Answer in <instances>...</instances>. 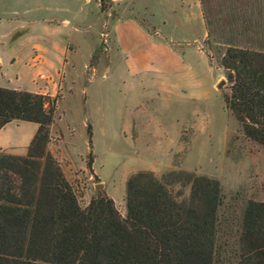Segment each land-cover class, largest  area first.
I'll return each mask as SVG.
<instances>
[{
    "label": "trees",
    "instance_id": "trees-1",
    "mask_svg": "<svg viewBox=\"0 0 264 264\" xmlns=\"http://www.w3.org/2000/svg\"><path fill=\"white\" fill-rule=\"evenodd\" d=\"M198 3L203 43L226 72L225 107L264 151V0ZM56 100L0 87V118L37 125L24 156L0 154V264H264V200L220 212L222 190L205 176L137 171L124 216L104 194L80 208L47 149ZM86 134L90 147L88 124Z\"/></svg>",
    "mask_w": 264,
    "mask_h": 264
},
{
    "label": "rangeland",
    "instance_id": "rangeland-1",
    "mask_svg": "<svg viewBox=\"0 0 264 264\" xmlns=\"http://www.w3.org/2000/svg\"><path fill=\"white\" fill-rule=\"evenodd\" d=\"M95 2L101 4V11L106 8L104 0ZM133 3L139 9L127 6L118 9L117 13L112 10V17L133 14L147 29L152 28V20L159 25L162 33L178 41L177 45L188 51L189 62L195 70L197 81L202 85V96L185 105H162L148 99L141 101L137 97L126 96L112 84L106 91L105 100L98 102L91 99L85 105L89 111L87 118L81 112L83 105L79 86L75 83L69 96L56 100L51 128L61 139V147L77 162V156L85 152L86 125L94 126L93 132L90 128V147H87L86 157L91 154V167L99 179L90 176L91 170L87 167L86 171L75 169L65 173L78 206L83 208L97 194L109 193L118 213L124 216V183L128 175L137 171L152 172L157 178L169 171H185L213 179L222 190L220 212H227L231 207L239 210L249 200L263 201V147L245 137L239 123L225 107L223 98L229 92L226 72L203 43L204 27L193 17L185 24L177 25L163 11L159 2L153 6L155 15L151 19V12L144 7L148 0H134ZM60 6L63 8L56 11L55 8ZM80 6L92 8L93 2L85 5L84 0H0V52L4 54L19 48L18 39L8 36L13 27L40 22V19L49 16L57 21V32L65 35L70 31L74 13ZM61 18L69 20L70 26H62ZM161 19L165 22L164 26L161 25ZM86 22L90 30L84 42L92 43L93 32H97L96 23L91 16ZM33 32L38 36L43 34V30L38 27ZM71 39L79 42V34L71 31ZM101 52L100 47L93 55L92 63L101 56ZM7 73L15 76L7 87L27 92L35 88L28 69L14 65L8 68ZM219 82L223 84L217 88ZM137 105L139 108L135 109ZM133 113L139 118L151 114L155 118L132 120L129 123L127 120ZM174 116H177L175 123ZM157 123H162L165 132H168L165 136L153 134L152 128ZM123 126L131 130L121 128ZM97 185L101 186L98 192L94 189ZM171 189L173 193H182L179 200L188 196V187L174 185Z\"/></svg>",
    "mask_w": 264,
    "mask_h": 264
},
{
    "label": "crops",
    "instance_id": "crops-1",
    "mask_svg": "<svg viewBox=\"0 0 264 264\" xmlns=\"http://www.w3.org/2000/svg\"><path fill=\"white\" fill-rule=\"evenodd\" d=\"M91 1L92 8L80 6L75 11L74 23L71 26L69 20L61 18L62 26H70V31L64 33L65 35L57 32L59 26L53 16L42 18L40 22H28L13 27L8 36L10 39H18L19 48L4 54L0 52V87L19 90L7 87L14 81L15 76L7 73L8 68L14 65H20L22 69L31 72L30 81L35 87L31 93L57 96V100H60L72 93L76 83L83 105L81 112L87 118L89 111L85 105L91 99L98 102L105 100L106 91L112 84L126 96L131 95L141 101L148 99L162 105H185L202 96V85L197 81L195 70L189 62L188 51L181 49V46L177 45L178 41L162 33L159 25L152 20V28L147 29L133 14L112 17V10L117 13L118 9L127 6L139 9L133 5L134 0H104L106 8L102 11L101 4L95 0H84V4L88 5ZM157 2L162 4L163 11L167 12L177 25L185 24L193 17L204 27L197 0H148L144 7L151 12V19L155 15L153 6ZM61 8L63 7H56L55 10ZM89 16L96 23L97 32H93L92 43H85V35L90 30L89 25H86ZM164 24L161 19V25ZM37 27L43 30L41 36L33 32ZM71 31L79 34V42L71 39ZM100 47L101 56L90 63ZM137 107L139 108V105L135 106V109ZM154 118L153 114L139 118L133 113L127 121L130 123L132 120L146 121ZM176 118L177 116L173 117L174 123ZM90 128L93 132L94 126L90 125ZM36 130L35 123L0 118V154L24 156ZM152 130L153 134L157 135L165 136L168 133L162 123L155 124ZM49 135L47 149L58 162L65 178V173L75 169L87 170V142L85 152L77 156L79 160L76 162L70 153L61 147V139L51 127ZM90 170L89 175L99 179L92 167ZM106 195L110 198L109 193Z\"/></svg>",
    "mask_w": 264,
    "mask_h": 264
},
{
    "label": "water",
    "instance_id": "water-1",
    "mask_svg": "<svg viewBox=\"0 0 264 264\" xmlns=\"http://www.w3.org/2000/svg\"><path fill=\"white\" fill-rule=\"evenodd\" d=\"M99 1H102V0H99ZM222 84H223L222 82H219L216 87L219 88ZM94 189H95L96 192H98L99 189H101V186L97 185V186L94 187Z\"/></svg>",
    "mask_w": 264,
    "mask_h": 264
}]
</instances>
